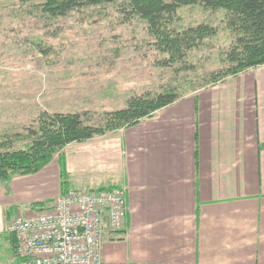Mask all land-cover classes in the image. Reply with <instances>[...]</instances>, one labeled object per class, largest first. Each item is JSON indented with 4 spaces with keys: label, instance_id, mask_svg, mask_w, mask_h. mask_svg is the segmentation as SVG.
I'll use <instances>...</instances> for the list:
<instances>
[{
    "label": "crops",
    "instance_id": "crops-1",
    "mask_svg": "<svg viewBox=\"0 0 264 264\" xmlns=\"http://www.w3.org/2000/svg\"><path fill=\"white\" fill-rule=\"evenodd\" d=\"M104 187L127 212L117 233L104 218L103 264H264V65L0 181V264H19L10 219Z\"/></svg>",
    "mask_w": 264,
    "mask_h": 264
},
{
    "label": "trees",
    "instance_id": "trees-1",
    "mask_svg": "<svg viewBox=\"0 0 264 264\" xmlns=\"http://www.w3.org/2000/svg\"><path fill=\"white\" fill-rule=\"evenodd\" d=\"M14 3L1 12L8 17L12 13L16 18L5 28L14 34L13 40L35 47L42 54L51 50L44 40H63L75 12L112 5L124 20L136 16L145 22L141 37L119 35V44L144 49L148 53L144 57L149 61L135 55L128 57L138 58L139 63L124 70L129 75L127 79L132 78V84L123 89L128 96L121 107L104 108L100 124L92 125L84 120V115L91 111L88 108H81L79 112L41 110L20 131L0 134V181L39 171L71 142H83L134 125L187 93L264 65V0H14ZM191 5L211 11L224 10L222 28L233 39L226 49L218 50L221 61L216 66L210 59L215 45L208 40L218 33V26L202 19L181 28L174 25L178 20L176 10ZM75 29L83 33L81 36L86 42L78 49L81 56L93 59L82 75L99 80L128 62L112 53L111 57L103 54L105 48L112 46L104 47L101 43L102 29L86 31L84 26H73L74 34ZM36 31L40 33L35 34ZM200 48L208 54L194 56ZM95 58L98 62L93 65ZM151 80L156 82V88L143 87ZM105 188L113 187L98 189Z\"/></svg>",
    "mask_w": 264,
    "mask_h": 264
},
{
    "label": "rangeland",
    "instance_id": "rangeland-1",
    "mask_svg": "<svg viewBox=\"0 0 264 264\" xmlns=\"http://www.w3.org/2000/svg\"><path fill=\"white\" fill-rule=\"evenodd\" d=\"M14 4V0H0V15L4 8ZM223 14V9L211 11L199 5L182 6L176 10L178 20L174 25L179 28L196 24L201 19L218 26V33L208 40L215 45V50L210 53L213 66L221 61L218 50L226 49L233 39L229 32L222 28ZM8 16L4 13L0 17V54L5 55L0 57V134L6 131H20L24 124L35 118L41 110L79 112L81 108H88L91 111L84 115V120L92 125L100 124L103 109L121 107L128 96L123 89L126 85L132 84V78L127 79L129 75L124 73V70L128 71L139 65L138 58L128 57L135 55L140 60L149 61L144 57L148 55L144 49L135 50L119 44V35L132 34L141 37L145 22L136 16L124 20L112 5L75 12L69 19L70 28L63 33L65 36L63 40H44L46 45L51 47L45 54L38 52L35 47L20 44L12 39L14 34L5 27L8 22H15L16 18L12 13L10 17ZM73 26L75 28L84 26L86 31L102 29L101 43L104 47L112 46L111 49L105 48L103 54L111 57L112 53L125 58L128 62L99 80L92 79L90 75H82V70H87L86 65L93 59L81 56L78 49L86 42L84 36H81L82 32L77 33L75 29L74 34L71 31ZM79 36L81 39H78ZM203 50L198 49L194 56L207 55L208 53H204ZM97 62L98 59L95 58L93 65ZM160 71L159 69L156 73ZM66 79L69 80L68 83L64 82ZM144 86L157 87L153 80ZM47 204L48 202L39 205L38 208ZM36 211L27 216L35 214ZM122 227L109 230L111 233H117Z\"/></svg>",
    "mask_w": 264,
    "mask_h": 264
},
{
    "label": "built area",
    "instance_id": "built-area-1",
    "mask_svg": "<svg viewBox=\"0 0 264 264\" xmlns=\"http://www.w3.org/2000/svg\"><path fill=\"white\" fill-rule=\"evenodd\" d=\"M127 206L121 188L68 190L27 217L6 225L16 238L19 264H102L104 218L122 226Z\"/></svg>",
    "mask_w": 264,
    "mask_h": 264
}]
</instances>
